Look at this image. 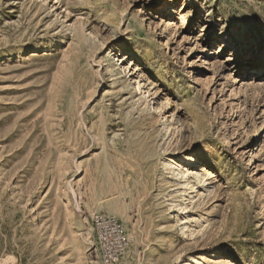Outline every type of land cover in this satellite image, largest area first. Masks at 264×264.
Wrapping results in <instances>:
<instances>
[{
  "label": "rangeland",
  "instance_id": "obj_1",
  "mask_svg": "<svg viewBox=\"0 0 264 264\" xmlns=\"http://www.w3.org/2000/svg\"><path fill=\"white\" fill-rule=\"evenodd\" d=\"M262 70L264 0H0V264H264Z\"/></svg>",
  "mask_w": 264,
  "mask_h": 264
},
{
  "label": "built area",
  "instance_id": "obj_2",
  "mask_svg": "<svg viewBox=\"0 0 264 264\" xmlns=\"http://www.w3.org/2000/svg\"><path fill=\"white\" fill-rule=\"evenodd\" d=\"M95 235V249L99 264H119L133 243L120 221L106 214H96L91 219Z\"/></svg>",
  "mask_w": 264,
  "mask_h": 264
},
{
  "label": "bare ground",
  "instance_id": "obj_3",
  "mask_svg": "<svg viewBox=\"0 0 264 264\" xmlns=\"http://www.w3.org/2000/svg\"><path fill=\"white\" fill-rule=\"evenodd\" d=\"M262 72H264V70H262ZM163 129H164L163 131H165L167 133L168 126L164 125ZM181 160L183 161V157H181ZM163 167L168 172V174H170L171 179L174 182H178L177 186H179L181 189V190H176V196L173 197L175 199L174 203L176 202V199H180L184 203L187 202V199L185 198L186 192L188 189L192 188V186H189L188 171L182 165L176 164L171 159H166L163 162ZM194 176H195V179L197 180V182L200 183L201 182L200 181L201 175L195 173ZM179 205H180V203L177 204V206H179ZM186 207L187 206L185 205L184 208H182V209L184 210V209H186ZM112 213L117 214L118 212H112ZM85 231H86V229H85ZM7 263H8V261H7ZM9 264H14V263L12 261H10ZM184 264H198V261L195 258H189V260L187 262H185ZM212 264H218V262L217 263L213 262Z\"/></svg>",
  "mask_w": 264,
  "mask_h": 264
}]
</instances>
